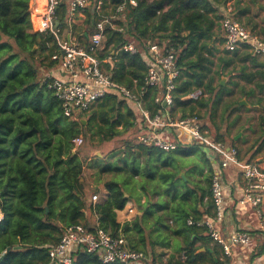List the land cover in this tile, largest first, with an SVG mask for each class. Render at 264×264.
I'll use <instances>...</instances> for the list:
<instances>
[{
	"label": "trees",
	"instance_id": "obj_1",
	"mask_svg": "<svg viewBox=\"0 0 264 264\" xmlns=\"http://www.w3.org/2000/svg\"><path fill=\"white\" fill-rule=\"evenodd\" d=\"M96 1L90 0L83 21L72 25L84 46L95 21ZM134 1L103 0V13L115 24H106L103 46L97 52L103 68L116 82L138 88L147 65L144 56L156 44L162 53L174 54L179 70L172 113L185 116L195 113L198 106H207L205 97L195 101L182 97L194 89L207 94L216 89L209 75L213 62L210 43L221 16L219 7L227 0ZM124 2L123 10L117 12L116 7ZM45 4V0H0V264H51L49 247L58 242L65 226L77 223L89 231L101 228L112 235L122 234L129 248L142 253L147 249L143 241L149 240L153 254L145 264H156L153 244L167 246L170 240L166 239L173 237L180 245L165 264H228V257L220 259L219 246L204 227L186 223L188 218L198 220L211 214L213 208L211 167L204 183L195 187L190 186L189 178L179 176L177 160L188 156L194 145L178 144L175 150L163 151L126 140L108 158L93 156L89 161L73 149L72 138L80 135L82 121L63 115L60 101L39 74L40 68L57 66L58 60L51 56L60 53L57 38L39 21ZM66 11V2L57 7L58 26L66 25ZM128 43L135 52L122 48ZM157 92L156 87L148 86L143 97L144 107L151 112L162 108L153 102ZM97 102L90 120L97 116L96 132L102 139L120 135L119 126L122 130L133 126V111L127 106L122 109L123 101L116 95L107 94ZM214 137L224 141L217 130ZM85 164L95 169L103 184V201L92 202L83 187ZM142 195L145 200L140 203ZM130 198L136 200L140 214L119 223L116 211ZM154 209L160 213L155 214ZM90 215L96 218L93 224ZM144 217L145 228L141 226ZM166 220L167 225L162 223ZM139 241L143 244L138 245ZM15 245L20 249H13ZM260 249L264 253V242ZM181 253L186 256L184 261ZM71 264L121 263H102L96 253L78 248Z\"/></svg>",
	"mask_w": 264,
	"mask_h": 264
},
{
	"label": "built area",
	"instance_id": "obj_2",
	"mask_svg": "<svg viewBox=\"0 0 264 264\" xmlns=\"http://www.w3.org/2000/svg\"><path fill=\"white\" fill-rule=\"evenodd\" d=\"M43 13L39 17L45 29L57 38L60 53H55L51 59H57V68L61 75L45 74L47 86L60 101L62 113L71 120H77L78 115L88 111L93 104L107 94L130 101L136 111V124L139 131L136 135L138 143L151 145L163 151L177 148V140L172 137V131H180L189 141L201 148L210 162V197L213 202L211 214H204L200 219L188 218L186 223L204 227L207 236L219 246L224 257H231L234 247L251 249L253 233L251 229H233L225 231L223 222L226 216V183L223 179V169L232 165L238 166L242 175V192L236 204L252 209L255 218V229L262 235L264 242V171L256 164L240 159L235 146L216 140L205 127L197 113L181 116L172 113L174 103L173 90L179 70L175 66V56L171 51L161 52L156 44L148 47L144 56L146 70L143 83L129 88L113 80L103 68L97 57V52L104 41L105 26L110 17L103 13V0H97L94 5L96 17L90 31L86 34L87 45L78 42L72 25L77 24L78 17H84V9L90 5V0H45ZM63 2L67 3L64 26L55 22V11ZM135 4L134 0H129ZM125 2L116 7L123 10ZM109 7L107 6V9ZM111 26L115 24L110 22ZM221 28L223 46L227 51H233L239 46H245L255 55H264V38L247 29L234 17L225 13L222 15ZM125 51L135 52L131 43L123 45ZM135 83V82H134ZM148 86L156 87L158 92L153 102L162 108L151 112L144 107V94ZM207 96L203 89H194L184 95L183 99L199 100ZM83 142L81 135L72 138L73 149ZM98 195L92 194L90 200L96 202ZM2 214L0 213V219ZM96 253L102 263L145 264L142 252L128 247L122 234L112 235L101 228L87 230L82 223L70 224L63 228L58 242L48 249L51 264H71L76 249ZM186 258L181 253V260ZM264 264V253L258 256V263Z\"/></svg>",
	"mask_w": 264,
	"mask_h": 264
},
{
	"label": "crops",
	"instance_id": "obj_3",
	"mask_svg": "<svg viewBox=\"0 0 264 264\" xmlns=\"http://www.w3.org/2000/svg\"><path fill=\"white\" fill-rule=\"evenodd\" d=\"M218 11L221 16L216 22L214 39L210 43V47L213 48L211 56L213 62L209 74L216 89L213 93H208L205 97V99H208L207 106H198L203 114L201 119L211 134L215 135V131H219L223 134L226 144L236 147L241 160L253 162L264 171V122L262 124V117L264 118L262 116V110L264 111V55H255L242 45L233 51L225 50L221 28L222 15L227 13L247 29L264 38V0H227L224 5L219 7ZM83 19L84 17H78L77 24H80ZM45 74H51L53 76L61 75L57 66L46 70L44 72ZM118 99L123 101L122 109L127 106L133 111L135 119L132 127L138 133L139 126L136 124V111L133 110L132 104L128 100ZM97 104L98 102L93 104L88 111L79 114L78 118L80 115L89 113L91 110L93 112ZM92 120L96 122L93 128L96 132L97 123H99L97 116ZM117 129L124 131L121 126L117 127ZM95 136L101 137L97 132ZM172 137L177 140V147L178 144H182L184 147L193 146L185 134L180 131H172ZM111 139L103 140L109 141ZM135 142L138 143L136 137ZM122 145L120 148H122ZM120 148L111 149L103 157L99 158H108L113 151ZM195 148L199 149L206 157L201 148L197 146ZM192 152L193 150L190 151L189 155ZM186 157L180 156L179 158L184 159ZM179 158L176 165L180 167V172L184 173V177L186 176L188 178V174H191V166L183 164L181 162L182 160L179 161ZM89 159L91 158L86 157V161H89ZM85 165L87 171L85 175L83 173V187L88 191L92 189L99 193L100 199L98 201H103L106 198L103 184L96 178L95 169L88 167L87 164ZM223 179L226 183L225 194L227 204L226 216L223 222L224 230L231 231L233 229L249 228L253 233L254 242L250 250L240 246L234 247L232 256L228 257V264H257L258 256L263 254L262 250H259V245L262 244V235L254 227L255 218L252 209L236 204V200L242 192L243 185L239 167L232 165L229 168L223 169ZM192 181L204 183L203 180H197L196 178H193ZM153 197L157 199V194ZM144 200L145 196L142 195L139 202L143 203ZM149 202L152 203V199ZM137 206L136 200L133 198L128 199L125 206L116 211L117 222L123 223L133 220L138 216L140 212L137 210ZM155 210V214L160 213L157 209ZM89 217V221L92 224L95 223V216L90 215ZM168 224L171 225L172 221L168 220ZM134 238L137 239V236L135 235ZM143 242L147 245L146 253H143L145 261L150 263L153 253L148 249L149 240ZM143 242L139 241L138 245L143 244ZM153 245L155 253L158 252L160 254V260L162 262H167L168 260L166 261V259L168 257L170 258L171 255H176V251L172 248L171 242L167 246H161L160 244ZM253 254L255 255L253 256ZM219 257L223 259L220 249Z\"/></svg>",
	"mask_w": 264,
	"mask_h": 264
},
{
	"label": "rangeland",
	"instance_id": "obj_4",
	"mask_svg": "<svg viewBox=\"0 0 264 264\" xmlns=\"http://www.w3.org/2000/svg\"><path fill=\"white\" fill-rule=\"evenodd\" d=\"M81 30H82V28H81ZM3 38H4V40H6L5 37H3ZM9 41H11V40H9ZM102 46H103V43H102ZM102 46L100 47V49L102 48ZM45 71L46 70L44 68H40L39 74L41 76H44ZM91 112H92V110L89 113L82 114V115H80L79 118H77L78 121H80V120L82 121V125L80 126L81 127L80 135L83 139V142L77 148L80 156H85L88 158H93V156L103 157V155L107 151L114 149V148H120L121 144H123V142L126 140H132L133 142H135V137H136L137 132L134 130L133 127H130L128 129L124 130L120 136L115 137L109 141H104L101 137L95 136L96 132H95V129H93V128H94V124L96 122L94 120H92V121L90 120ZM194 112L197 113L198 115H200V117L203 116L202 111L199 107H197ZM178 113H180V112H178ZM262 116H264L263 110H262ZM179 161H181L183 164H188L189 166H191L190 167V173L191 174H188L189 177L187 176L190 179L189 181H190L191 187H195L197 185H200L199 182H193L192 181L193 178H196L197 180L206 179L207 174H208L207 171L210 167V162L204 156V154H202V152L199 149L193 148V152L191 155L187 156L184 159L179 158ZM86 171H87V167L85 165L84 171H83L84 175L86 174ZM185 179H186V177H185ZM86 192L88 193L89 196L96 193L98 195L97 201L100 199L99 193H97L96 191L90 189V191L86 190ZM88 218L90 219L89 216H88ZM162 223L167 225V220L162 222ZM141 224H142L141 226L143 228L148 226L145 223V217L142 218ZM160 237H163V234ZM166 240H170L172 248L174 250H175V248L177 249L180 245V240L177 237H173L172 239H166ZM158 254L159 253L156 252V255H157V258L155 261L156 264H165L166 262L165 261L162 262L160 260V255H158ZM168 259H169V257L166 259V261Z\"/></svg>",
	"mask_w": 264,
	"mask_h": 264
},
{
	"label": "water",
	"instance_id": "obj_5",
	"mask_svg": "<svg viewBox=\"0 0 264 264\" xmlns=\"http://www.w3.org/2000/svg\"><path fill=\"white\" fill-rule=\"evenodd\" d=\"M55 23L58 24V21H56ZM180 176L185 180V177H184V173L183 172H180ZM13 249H20V246L19 245H15V246H13ZM7 250H9V248H7ZM203 250H204L203 247L199 249V251H203Z\"/></svg>",
	"mask_w": 264,
	"mask_h": 264
}]
</instances>
